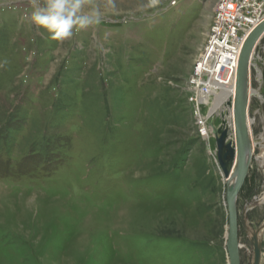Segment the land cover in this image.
<instances>
[{"label": "rangeland", "instance_id": "1", "mask_svg": "<svg viewBox=\"0 0 264 264\" xmlns=\"http://www.w3.org/2000/svg\"><path fill=\"white\" fill-rule=\"evenodd\" d=\"M217 2L85 0L99 22L57 41L30 0H0V264H229L227 87L197 114L188 85ZM252 58L238 238L264 264V35Z\"/></svg>", "mask_w": 264, "mask_h": 264}, {"label": "built area", "instance_id": "2", "mask_svg": "<svg viewBox=\"0 0 264 264\" xmlns=\"http://www.w3.org/2000/svg\"><path fill=\"white\" fill-rule=\"evenodd\" d=\"M263 20L264 0H218L206 46L188 82L193 94L190 100L196 106L197 114L205 104L201 100L204 94L217 89L218 83L228 84L238 67L244 42ZM197 120L201 135L207 136L208 118L198 115Z\"/></svg>", "mask_w": 264, "mask_h": 264}, {"label": "water", "instance_id": "3", "mask_svg": "<svg viewBox=\"0 0 264 264\" xmlns=\"http://www.w3.org/2000/svg\"><path fill=\"white\" fill-rule=\"evenodd\" d=\"M264 35V21H262L258 26H256L247 37L239 58L238 64V76H237V89L235 96V120L237 122V144L229 138V130L224 128L225 121L220 127L215 129V140L217 149V160L220 169L223 172L224 178H230L231 170L233 169L236 162V175L233 183L228 185L226 191V199L229 214V228L227 235V252L229 258V264H241L240 263V243L238 238L239 232V220L237 213V205L239 193L244 182L245 176L248 172L250 162L252 157L247 156L248 145L252 144V139L250 134H248L247 123H246V113H247V101L248 96L244 92V77L246 69L248 67L249 60L254 56L255 48L259 40ZM253 54L251 55V52ZM251 55V56H250ZM249 57V60L247 61ZM251 57V58H250ZM247 62V63H246ZM228 140V141H227ZM238 150V151H237ZM249 157V158H248ZM237 160L235 161V159ZM249 205V202H248ZM247 210H244L242 214V222L244 227L247 228ZM254 264H259L261 258V247L259 244L258 236L254 235Z\"/></svg>", "mask_w": 264, "mask_h": 264}, {"label": "clouds", "instance_id": "4", "mask_svg": "<svg viewBox=\"0 0 264 264\" xmlns=\"http://www.w3.org/2000/svg\"><path fill=\"white\" fill-rule=\"evenodd\" d=\"M33 12L31 22L45 29L51 39L63 41L91 24L99 22V14L93 10L82 14L85 0H30ZM157 0H150L154 6Z\"/></svg>", "mask_w": 264, "mask_h": 264}, {"label": "bare ground", "instance_id": "5", "mask_svg": "<svg viewBox=\"0 0 264 264\" xmlns=\"http://www.w3.org/2000/svg\"><path fill=\"white\" fill-rule=\"evenodd\" d=\"M252 52H251V55H252ZM248 60H249V57H248L247 61ZM252 60H253V58L251 60H249L248 66L251 65ZM238 64H237V66H238ZM238 72H239V69L237 67L235 74H233L234 76L230 80H228V84L218 83L217 84V86H218L217 89L210 90L209 94H204L202 96V98H201L202 102H204V101L206 102L207 101L206 99H208L210 97V95H213V92H214V94H216V92H217V94H219V97L223 98V93L225 92V89L227 87L226 98H225L226 100H225V103H224V109L222 111L223 112V114H222L223 115V120L225 121L224 128H227V129H230L231 130V127L234 124L233 133H230L229 132V138L228 139L231 138L233 140V142L236 143V144H237L238 137H237V122L235 120V96H236V89H237V76H238ZM259 72H260L259 73V80L261 82H263V76L261 75L262 73H261L260 70H259ZM249 75H250V72H249L248 67H247L246 73H245V77H244V80H245V83H244V92L248 96L247 108H246V110H247V113H246V123H247L248 134L250 132V130H249V127H250V119L248 117L249 116L248 115V109H249L250 98L252 96H254V95L261 97V94H260V92L258 90L255 91V90H253L250 87V78H249ZM221 90H223V93H221ZM216 110L217 109H214L213 111H216ZM255 142L253 141L252 144L250 145V147L248 145V148H247V156H249V157L250 156L251 157L253 156V153H254L253 151H254L255 145H256ZM216 155H217V152H216ZM236 160H237V158L235 159V161ZM258 160H259L258 161L259 162V165H260L261 169L264 172V150H263L262 155L260 154V156H258ZM221 172H222V170H221ZM222 174H223V172H222ZM235 175H236V162H235V165H234L233 169L231 170L230 178L229 179L228 178H225L224 179V181L227 182V185H230L231 186V184L233 183V181L235 179ZM225 198H226V195H225ZM260 202L263 203L264 202V199H261V200H258V201L256 200L253 203H251L250 205H255L256 203L258 205V204H260ZM226 203H227V199H226ZM227 208H228V206H227ZM228 228H229V220H228ZM227 235H228V231H227ZM254 263H255V261L253 262V264Z\"/></svg>", "mask_w": 264, "mask_h": 264}]
</instances>
